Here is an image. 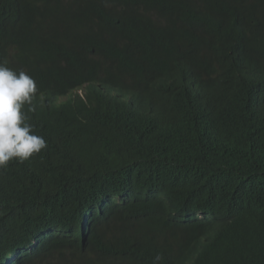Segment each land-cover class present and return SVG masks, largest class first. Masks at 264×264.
Here are the masks:
<instances>
[{
  "label": "trees",
  "instance_id": "16d2710c",
  "mask_svg": "<svg viewBox=\"0 0 264 264\" xmlns=\"http://www.w3.org/2000/svg\"><path fill=\"white\" fill-rule=\"evenodd\" d=\"M0 63V264H264V0H0Z\"/></svg>",
  "mask_w": 264,
  "mask_h": 264
},
{
  "label": "clouds",
  "instance_id": "9594fccd",
  "mask_svg": "<svg viewBox=\"0 0 264 264\" xmlns=\"http://www.w3.org/2000/svg\"><path fill=\"white\" fill-rule=\"evenodd\" d=\"M37 92V83L28 73L0 63V168L7 167L12 160L26 161L47 147L45 139L35 133L25 111L26 105L30 106L28 111H35L32 100ZM59 235L62 236L60 232ZM20 253L16 250L12 254V264L17 263ZM160 259L157 255L153 264Z\"/></svg>",
  "mask_w": 264,
  "mask_h": 264
}]
</instances>
